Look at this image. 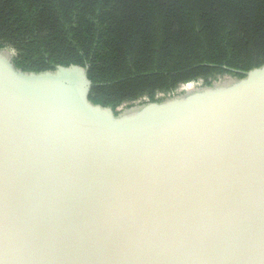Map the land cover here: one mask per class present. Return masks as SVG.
Returning a JSON list of instances; mask_svg holds the SVG:
<instances>
[{
  "label": "water",
  "instance_id": "95a60500",
  "mask_svg": "<svg viewBox=\"0 0 264 264\" xmlns=\"http://www.w3.org/2000/svg\"><path fill=\"white\" fill-rule=\"evenodd\" d=\"M90 89L0 51V264H264V67L118 115Z\"/></svg>",
  "mask_w": 264,
  "mask_h": 264
},
{
  "label": "trees",
  "instance_id": "16d2710c",
  "mask_svg": "<svg viewBox=\"0 0 264 264\" xmlns=\"http://www.w3.org/2000/svg\"><path fill=\"white\" fill-rule=\"evenodd\" d=\"M24 72L86 69L124 110L264 67V0H0V50Z\"/></svg>",
  "mask_w": 264,
  "mask_h": 264
},
{
  "label": "rangeland",
  "instance_id": "374dc122",
  "mask_svg": "<svg viewBox=\"0 0 264 264\" xmlns=\"http://www.w3.org/2000/svg\"><path fill=\"white\" fill-rule=\"evenodd\" d=\"M0 51H3V52H7L9 54V56H12L13 57V53L8 50V49H3V50H0ZM239 80H242V79H238L236 77H225V78H222V79H219L217 82H215L214 84H219V83H223V82H229V81H239ZM187 87V86H186ZM185 87V88H186ZM184 88V89H185ZM183 89V90H184Z\"/></svg>",
  "mask_w": 264,
  "mask_h": 264
},
{
  "label": "built area",
  "instance_id": "2783aa9c",
  "mask_svg": "<svg viewBox=\"0 0 264 264\" xmlns=\"http://www.w3.org/2000/svg\"><path fill=\"white\" fill-rule=\"evenodd\" d=\"M213 85H214V84H213ZM202 88H204V87H201V86H195V85H188V86L184 89L183 93L180 94V95H185V94H187V93H189V92H193V91H196V90H198V89H202Z\"/></svg>",
  "mask_w": 264,
  "mask_h": 264
}]
</instances>
